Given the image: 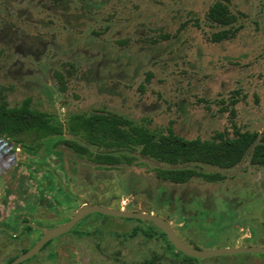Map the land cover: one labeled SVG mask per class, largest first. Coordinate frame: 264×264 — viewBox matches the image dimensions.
<instances>
[{
    "label": "rangeland",
    "instance_id": "obj_1",
    "mask_svg": "<svg viewBox=\"0 0 264 264\" xmlns=\"http://www.w3.org/2000/svg\"><path fill=\"white\" fill-rule=\"evenodd\" d=\"M215 1L236 15L234 23L220 25L208 18ZM223 29L233 35L214 41L212 35ZM56 71L64 78L63 89ZM0 95L9 107L29 99L30 108L63 125L61 134L41 139L40 150L0 136V173H11L12 183L20 175L26 195L37 192L53 204L39 208L40 215L52 219L38 221L44 227L89 203L160 215L184 242L199 249L264 247V165L251 164L249 152L231 168L168 165L135 149L89 145L65 128L72 113L99 112L122 116L156 135L232 136V122L240 130L261 132L264 0H0ZM61 138H73L92 153L133 158L111 166L95 163ZM21 158L37 162L31 164L36 166L31 176L21 163L9 167ZM170 167L219 172L224 178L210 182L193 176L173 183L156 177L157 169ZM46 171L53 173L47 193L41 192ZM63 194L73 197L72 207L69 202L65 207ZM7 212L6 204L0 216ZM20 214L28 212L22 208ZM134 227L144 225L137 218L89 213L72 230L51 238L35 260L21 264H131L162 252L160 237L125 236ZM77 228L87 233L79 235ZM197 263L264 264V254H219Z\"/></svg>",
    "mask_w": 264,
    "mask_h": 264
},
{
    "label": "trees",
    "instance_id": "obj_2",
    "mask_svg": "<svg viewBox=\"0 0 264 264\" xmlns=\"http://www.w3.org/2000/svg\"><path fill=\"white\" fill-rule=\"evenodd\" d=\"M207 16L220 25H231L237 19L221 1H215L209 6ZM233 32L223 29L213 34L212 39L219 41L230 37ZM55 76L63 89L62 74L56 71ZM234 102L235 100H232L231 103ZM230 114L234 116L233 108L230 109ZM231 125L232 136L217 132L213 138L203 140L184 138L171 131L156 135L147 127L116 114L72 113L65 128L70 134L80 136L89 145L105 150L135 149L144 156L168 165L195 163L231 168L239 163L247 152L251 164L264 165V129L261 132L240 130L234 122ZM62 132L63 125L52 120L46 112L30 108L29 99L23 100L18 106L9 107L4 96L0 95V136L13 138L15 143L31 151L43 147L42 138ZM59 142L76 153L90 155L92 160L99 164L111 166L122 162L131 163L133 158L123 153H92L86 145L73 138H61ZM155 175L173 183L186 182L193 176H201L210 182L224 178L219 172L205 173L192 167L159 168ZM59 190L65 191L61 183ZM67 201L70 207L74 205L72 196H68ZM69 218L70 216L65 217L60 222H65ZM137 220L144 227H134L126 232L125 236L140 233L147 239L160 237L165 245L162 252L153 251L149 256L131 264H198L200 258L187 256L177 250L158 227L150 222ZM75 232L79 235L87 233L86 230L79 228ZM120 264L125 263L120 262Z\"/></svg>",
    "mask_w": 264,
    "mask_h": 264
},
{
    "label": "flooded vegetation",
    "instance_id": "obj_3",
    "mask_svg": "<svg viewBox=\"0 0 264 264\" xmlns=\"http://www.w3.org/2000/svg\"><path fill=\"white\" fill-rule=\"evenodd\" d=\"M20 163L23 164L26 169H29V171L26 172V176H31L30 170L36 167L31 164L37 162L31 159L21 158L19 161L11 162L9 167L15 169ZM39 163L43 162L40 161ZM18 168H21V166H18ZM11 176L12 174L8 173V171L0 173V190L2 189V191H0V210L3 209L4 205H8V212L0 216V264H9L17 256L32 247L42 235L41 228H49L63 223L58 222L51 226L44 227L45 225L40 222H51L52 219L46 215H40L39 208L42 207V210H47V208L51 209L53 208V204H51L49 199L43 196L39 197L37 192L26 195V185L20 179V175L13 177V183L10 181ZM44 176L46 178L45 190L41 189V192L45 191L47 193L49 190L52 191V188L50 189V183L53 173L52 171H46ZM62 202L65 203V207L68 208L66 196L63 197ZM22 208L25 212H28V215L20 214ZM49 242L50 239L45 242L35 254L25 260L28 261L32 259V257H35V260L36 254L44 249ZM23 261L17 264H21Z\"/></svg>",
    "mask_w": 264,
    "mask_h": 264
},
{
    "label": "water",
    "instance_id": "obj_4",
    "mask_svg": "<svg viewBox=\"0 0 264 264\" xmlns=\"http://www.w3.org/2000/svg\"><path fill=\"white\" fill-rule=\"evenodd\" d=\"M89 213H101L104 215H112L125 218H137L142 221H147L158 227L163 231L172 245L183 254L194 257V258H205L211 257L219 254H232V253H242V252H252L264 254V247L256 245L248 246H233L225 248H216V249H199L192 247L186 242H184L176 233L173 225L164 217L145 211H133L126 210L123 208H111L104 205L98 204H89L84 203L80 205L65 222L55 225L49 228H41L42 235L37 240V242L30 247L28 250L17 256L9 264H17L35 254L41 246L47 242L49 239L60 235L64 232L69 231L80 219L86 216Z\"/></svg>",
    "mask_w": 264,
    "mask_h": 264
}]
</instances>
